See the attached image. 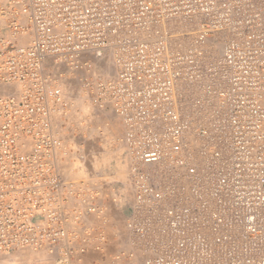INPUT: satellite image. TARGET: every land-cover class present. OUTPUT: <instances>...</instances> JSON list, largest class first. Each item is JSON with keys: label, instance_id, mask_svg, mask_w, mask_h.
Masks as SVG:
<instances>
[{"label": "built area", "instance_id": "2783aa9c", "mask_svg": "<svg viewBox=\"0 0 264 264\" xmlns=\"http://www.w3.org/2000/svg\"><path fill=\"white\" fill-rule=\"evenodd\" d=\"M51 58L121 119L127 181L61 174ZM111 208V264H264V0H0V264H91Z\"/></svg>", "mask_w": 264, "mask_h": 264}, {"label": "rangeland", "instance_id": "374dc122", "mask_svg": "<svg viewBox=\"0 0 264 264\" xmlns=\"http://www.w3.org/2000/svg\"><path fill=\"white\" fill-rule=\"evenodd\" d=\"M93 67V72L104 78H112L116 74L113 60L110 55L93 59ZM47 68L60 78L67 99L66 108L61 113L56 114L54 118L55 130L63 139L67 142L69 141L77 151L83 148L82 150L85 158L82 157L81 161L83 159L86 160L81 162L77 155H74L73 157L61 158L62 162L63 160L70 161V159L75 157L77 165L83 166L87 171V173L86 171L84 172V176H81L85 177L87 174L86 177H88L90 173H94L92 164H95V158L102 157V164L106 165L105 170H103L104 180L108 182L125 180V174L129 164L122 142L124 128L121 119L113 110L108 100L100 96L96 87H86L83 85L77 74L64 64H58L54 58L47 61ZM86 109L87 111L85 112ZM67 119H69L70 122ZM64 126H70L69 131L71 130L72 133L63 131L62 129ZM82 144L84 145L83 147H81ZM60 162L61 161H59V164ZM60 166L61 164L59 167ZM70 168L72 169V167ZM76 168L78 167H75V169L73 168V171L67 170V172L69 171L67 174H64V172H66L65 170L62 172L63 166L60 170L65 178L81 177L78 175ZM107 230L110 241L103 252L106 254L105 262L104 260L102 262L103 253L99 252L87 255V263L111 264L110 256L117 252L120 253L121 249H124L123 238L126 229L119 212L114 208H111L109 213ZM95 260L98 261L95 262ZM124 261L125 264H135L134 261L127 256ZM137 264L141 263L139 262Z\"/></svg>", "mask_w": 264, "mask_h": 264}, {"label": "bare ground", "instance_id": "6f19581e", "mask_svg": "<svg viewBox=\"0 0 264 264\" xmlns=\"http://www.w3.org/2000/svg\"><path fill=\"white\" fill-rule=\"evenodd\" d=\"M218 51H219V49H218ZM109 58V57H108ZM94 68V67H93ZM108 76V75H107ZM110 76V75H109ZM109 78V77H108ZM81 90V89H80ZM81 93V92H80ZM86 94H87V92H86ZM79 96V95H78ZM83 96H85V95H83ZM83 96H81V97H83ZM75 99V98H74ZM102 102V101H101ZM80 104V103H79ZM88 109V108H87ZM87 109L85 110V112L87 111ZM83 110V109H82ZM89 111V110H88ZM69 117V116H68ZM66 119V118H65ZM64 120V119H63ZM67 120H69V119H67ZM69 122H70V120H69ZM60 123H62V122H60ZM59 123V124H60ZM65 123H66V121H65ZM72 124V123H71ZM61 128V127H60ZM63 128V127H62ZM69 129H70V126L68 127V126H64V128L62 129L63 131H66L67 133H72V131L70 132L69 131ZM71 149H74L73 148V145H71ZM77 155V154H76ZM70 157V156H69ZM61 158H63V157H61ZM61 158L59 159V161H61L60 162V164H61V166L59 167V168H61L62 166H63V169H62V172H63V170H65L66 172H64V174L66 173H69V171L67 172V170H72L73 168L75 169V167H78V168H76V171H77V173H78V175L79 176H81V175H83V174H85L84 172L86 171L84 168H83V166H81V165H77V162H76V158L74 157V158H72V159H70V161H64L63 160V162H62V160H61ZM95 160H96V162H94V163H97V161L98 162H101V164H102V157H96L95 158ZM81 161V160H80ZM82 162V161H81ZM59 163V162H58ZM126 163V162H125ZM59 164V165H60ZM125 166V165H124ZM70 167H72V169L70 168ZM126 168V167H125ZM78 169V170H77ZM61 171V170H60ZM73 171V170H72ZM62 172H61V174H62ZM72 173V172H71ZM74 173V172H73ZM86 173H87V171H86ZM87 175V174H86ZM86 175H85V177H86ZM84 176V175H83ZM83 176H81V177H83ZM126 176H128V169L126 170V174H125V180L124 181H127V177ZM78 177V176H77ZM109 178H110V176H109ZM100 259V258H99ZM105 255H103L102 256V262H103V260H104V262H105ZM110 262V261H109Z\"/></svg>", "mask_w": 264, "mask_h": 264}]
</instances>
